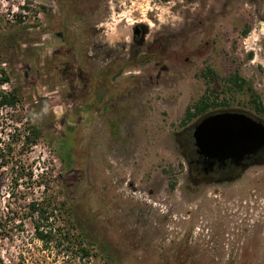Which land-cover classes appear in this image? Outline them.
Wrapping results in <instances>:
<instances>
[{"label":"rangeland","instance_id":"1","mask_svg":"<svg viewBox=\"0 0 264 264\" xmlns=\"http://www.w3.org/2000/svg\"><path fill=\"white\" fill-rule=\"evenodd\" d=\"M138 23L144 43L130 47ZM131 54L142 63L110 83L111 111L90 105L81 118L89 66ZM1 72V88L20 100L0 109V151L12 148L0 168V264L103 261L82 258L66 232L110 248L117 264H264V162L209 185L193 182L181 157L199 119L181 124L184 110L202 96L223 104L204 115L240 110L264 121V0H0ZM234 74L242 90L227 82ZM29 128L39 137L22 144ZM68 128L73 169L63 172L55 143ZM41 199L68 209L41 224L48 241L24 219Z\"/></svg>","mask_w":264,"mask_h":264},{"label":"trees","instance_id":"2","mask_svg":"<svg viewBox=\"0 0 264 264\" xmlns=\"http://www.w3.org/2000/svg\"><path fill=\"white\" fill-rule=\"evenodd\" d=\"M39 1H45V0H39ZM85 64L87 66L89 63L84 59ZM142 62H136V59L133 58H127V59H119L116 58L112 61H110L107 65H105L103 68H101L99 71L94 72L92 68L89 66L88 73L86 76H82L80 80H82L86 85L90 82L91 86H94L95 83L100 86V89L102 92L96 93L95 90L92 89L91 86L86 87L85 91L82 92V95L84 93L85 99L83 102L84 105H80L79 110H75L77 113L79 111L80 117H84L86 110L90 108V105L97 106H103L104 111H111L108 104L109 99L113 95V89L110 87V83L112 81H115V79L120 76V74L123 72V69L126 67H132L133 65H138ZM82 66L80 65L79 68ZM83 68V67H82ZM84 74L82 73L80 75ZM7 82V78L4 75L3 72L0 73V109L2 108H13L18 101L20 100L15 89L11 90H3L1 86ZM227 82L231 83L232 87H234L235 90H242V86L244 85V81L239 78L236 74L231 75L228 77ZM246 91L250 92V95L252 94L251 89L248 86H245ZM86 94V95H85ZM250 102L254 106V111L256 113H260L262 111L261 105L257 99L256 96H252L250 98ZM89 104V105H86ZM86 105V107H85ZM223 104L216 103L212 99H210L209 96H202L197 101H195L192 104H189L183 113V119L181 121V124H185L187 122H191L197 117H202L205 113L208 112L209 109L214 107L222 106ZM109 128L111 129L112 136H115L116 131V122L115 121H109ZM74 132L75 129H67L61 132L60 136L58 137L56 143H55V155L58 161L60 162L61 169L63 172H69L73 169V157L71 154V149L73 148L74 144ZM22 144L31 145L34 144V142L39 137V132L37 129H31L28 130V135L22 136ZM12 142V139H11ZM10 142V143H11ZM14 142V141H13ZM12 142V143H13ZM6 147V146H5ZM3 150V149H1ZM12 148L9 146L6 150H3L2 153L0 151V168L5 166L10 161V154H11ZM12 167V166H11ZM17 172V167H12ZM21 172V171H19ZM21 174L18 173L15 174L11 178V183L13 187L17 186L18 177L20 178ZM38 184H40L38 182ZM39 186V185H38ZM170 189L173 188V184H170ZM52 201H44L41 199L39 202L36 201H30L27 204V212L26 215H24L25 218H29L32 220V227L34 236L39 241H48L49 239H52L50 230L46 231L42 228V223H47L50 217H52V214H54V211H56L55 214L63 213L65 216H68V209L65 208V205L63 202L59 203L57 207H54L51 205ZM63 240H65L68 244L76 246V250H78L81 254L82 258L85 259H99L103 260L100 264H117L119 260L115 258L113 250L106 246H101L98 250V248L95 246L93 248L92 246L88 245L86 247L82 246V239L79 235L73 238V236L69 235V232H66L64 234ZM120 264V263H119ZM165 264V263H163Z\"/></svg>","mask_w":264,"mask_h":264},{"label":"water","instance_id":"3","mask_svg":"<svg viewBox=\"0 0 264 264\" xmlns=\"http://www.w3.org/2000/svg\"><path fill=\"white\" fill-rule=\"evenodd\" d=\"M191 130L195 153L204 163L228 159L238 162L264 146V125L243 112L206 114Z\"/></svg>","mask_w":264,"mask_h":264},{"label":"flooded vegetation","instance_id":"4","mask_svg":"<svg viewBox=\"0 0 264 264\" xmlns=\"http://www.w3.org/2000/svg\"><path fill=\"white\" fill-rule=\"evenodd\" d=\"M147 32V28L144 25L136 24L131 28V45H142L144 43V35ZM135 55V51L133 52ZM133 54L130 57L133 58ZM227 112L241 113L240 110H224ZM221 112V111H216ZM214 112V113H216ZM244 113V112H243ZM247 117L254 121H259L264 125L262 121L256 115H250L245 113ZM191 128L184 135L182 142L181 157L186 162L187 173L189 177L196 183H205L209 185H221L230 184L234 181H238L242 173L249 167L259 165L264 162V146L250 154L238 162H234L230 159L223 161H211L204 163L203 159L195 153V147L193 146V139L191 137Z\"/></svg>","mask_w":264,"mask_h":264}]
</instances>
